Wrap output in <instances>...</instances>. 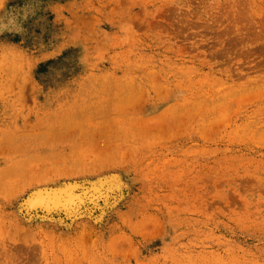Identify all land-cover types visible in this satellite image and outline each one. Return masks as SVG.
<instances>
[{"label":"rangeland","instance_id":"rangeland-1","mask_svg":"<svg viewBox=\"0 0 264 264\" xmlns=\"http://www.w3.org/2000/svg\"><path fill=\"white\" fill-rule=\"evenodd\" d=\"M0 264H264V0H6Z\"/></svg>","mask_w":264,"mask_h":264},{"label":"clouds","instance_id":"clouds-1","mask_svg":"<svg viewBox=\"0 0 264 264\" xmlns=\"http://www.w3.org/2000/svg\"><path fill=\"white\" fill-rule=\"evenodd\" d=\"M6 0H0V33L3 31H22V26L19 23L20 19H26L28 15V6L21 10V14L8 10L7 13L3 10V5Z\"/></svg>","mask_w":264,"mask_h":264}]
</instances>
